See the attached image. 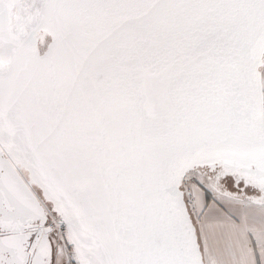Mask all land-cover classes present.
Segmentation results:
<instances>
[{"label": "snow or ice", "instance_id": "snow-or-ice-1", "mask_svg": "<svg viewBox=\"0 0 264 264\" xmlns=\"http://www.w3.org/2000/svg\"><path fill=\"white\" fill-rule=\"evenodd\" d=\"M0 264H264V0H0Z\"/></svg>", "mask_w": 264, "mask_h": 264}]
</instances>
